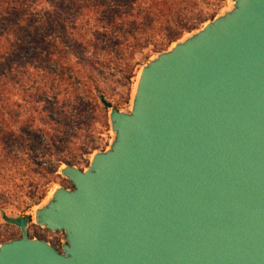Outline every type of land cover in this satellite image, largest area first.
I'll use <instances>...</instances> for the list:
<instances>
[{
	"label": "water",
	"instance_id": "1",
	"mask_svg": "<svg viewBox=\"0 0 264 264\" xmlns=\"http://www.w3.org/2000/svg\"><path fill=\"white\" fill-rule=\"evenodd\" d=\"M114 139L63 164L36 224L0 264H264V0H234L141 69L130 111L104 95Z\"/></svg>",
	"mask_w": 264,
	"mask_h": 264
},
{
	"label": "trees",
	"instance_id": "2",
	"mask_svg": "<svg viewBox=\"0 0 264 264\" xmlns=\"http://www.w3.org/2000/svg\"><path fill=\"white\" fill-rule=\"evenodd\" d=\"M224 2L0 0V219L40 204L63 164L100 148L83 137L108 120L101 96L132 83L139 55L167 50Z\"/></svg>",
	"mask_w": 264,
	"mask_h": 264
},
{
	"label": "rangeland",
	"instance_id": "3",
	"mask_svg": "<svg viewBox=\"0 0 264 264\" xmlns=\"http://www.w3.org/2000/svg\"><path fill=\"white\" fill-rule=\"evenodd\" d=\"M233 4H234V0H225V2L223 3L218 15L223 14L224 12L230 10L233 7ZM204 25H205V23H204ZM204 25L202 27H200L199 29L203 28ZM199 29H197V30H199ZM197 30H195L193 32H196ZM193 32L186 34L182 39H184L185 37H188ZM182 39H180V40H182ZM173 45H174V43L169 48L173 47ZM156 55H157V53H149V52H146L144 54L139 55L138 58H139L141 64L137 67L136 76L132 80V83L126 84V85H123V84H117L116 85L115 93L113 95H110V97L108 99L111 100L116 107L118 106L120 108V110L130 111L132 109V102H133V98H134V93H135L139 73H140L142 67L145 64H147L151 59H153ZM147 56H150V58L147 59ZM95 127L98 128L97 131L91 132L89 129H87L88 132L85 134V137H83V138L86 139V141L93 140L94 143H98L100 148L95 150L93 153L87 154L84 157V160H82L81 165H80V167L83 169L87 168V166L89 165V163L92 159V156L95 152L105 151V150L109 149L110 145L114 139L115 134L112 130V125L110 122L109 113H108V120L106 122L104 121V123L99 120L95 124ZM59 186L71 187L72 183L68 178L63 177L61 180H59L53 184V186L51 187L47 197L40 204L34 206L32 209H30L26 213H20L19 211L12 210L10 212H7V214L10 216H13V217H20V216L31 217V218H29V226H28L29 231H30V235L32 237L44 239V240L52 243L57 249L62 251L63 245L66 243V233L61 232V231L48 230L45 227H42V226L36 224V222H35V211H36V209L39 206L45 204L48 201V199L51 197L53 190ZM21 235H22V231H21L20 227L7 223L3 219V217H2V219H0V245H1V243L5 242V241H9V240H12L15 238H19V237H21Z\"/></svg>",
	"mask_w": 264,
	"mask_h": 264
},
{
	"label": "bare ground",
	"instance_id": "4",
	"mask_svg": "<svg viewBox=\"0 0 264 264\" xmlns=\"http://www.w3.org/2000/svg\"><path fill=\"white\" fill-rule=\"evenodd\" d=\"M140 78H141V71H140L139 76H138L137 85H138V81H139ZM137 85H136V88H137ZM135 92H136V89H135ZM134 95H135V93H134Z\"/></svg>",
	"mask_w": 264,
	"mask_h": 264
}]
</instances>
